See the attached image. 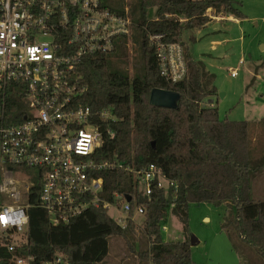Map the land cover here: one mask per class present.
<instances>
[{
  "label": "trees",
  "instance_id": "trees-1",
  "mask_svg": "<svg viewBox=\"0 0 264 264\" xmlns=\"http://www.w3.org/2000/svg\"><path fill=\"white\" fill-rule=\"evenodd\" d=\"M104 5L120 14L126 10L124 5L113 6L112 0L104 1ZM152 9L158 10L154 21L148 17ZM128 10L135 25L132 39L141 52V72L129 76L114 69L110 55L87 58L80 68L87 88L80 104L94 111L111 109L116 118L104 127L115 136L105 138L96 154L98 162L134 163L138 168L154 165L176 184L177 191L171 188L166 193L154 186L150 198L138 194L139 203L146 209L143 226L130 224L123 231L103 209L90 210L68 225L51 228L47 214L36 207V186L31 191L32 207L28 211L30 255L37 262L50 261L60 253L67 256L70 264H100L109 255L110 239L116 237L125 242L138 264H194L189 207L210 204L230 209L222 230L233 246L248 247L264 263V201H255L251 195L252 177L264 172V158L255 157L249 122L221 121L217 108L203 107L205 101L218 95L215 75L203 62L193 59L183 41L186 31L210 23V10L239 19L243 15L232 0H137L129 3ZM149 34L164 35L165 42L183 47L187 76L182 82L169 84L161 76ZM114 56L128 62L126 42ZM155 90L176 94V106L153 105L151 96ZM11 103L17 111L25 110L23 95H15ZM100 176L105 179V198L115 193L135 194L133 176L121 171ZM169 213L181 224L184 241H163L161 228L167 224ZM138 230L146 241L144 248Z\"/></svg>",
  "mask_w": 264,
  "mask_h": 264
},
{
  "label": "built area",
  "instance_id": "built-area-1",
  "mask_svg": "<svg viewBox=\"0 0 264 264\" xmlns=\"http://www.w3.org/2000/svg\"><path fill=\"white\" fill-rule=\"evenodd\" d=\"M134 29L128 9L113 12L104 0H0V264H70L64 254L37 262L29 253L28 211L36 186V207L47 214L51 228L103 209L123 231L130 224L143 226L146 209L138 194L150 198L154 186L177 191L154 165L98 162L105 138L115 136L104 127L116 118L111 109L80 104L87 91L80 73L85 60L113 57L122 44L128 46ZM148 38L161 76L169 84L182 82L187 76L183 47L165 42L164 35ZM231 76L237 78L238 72ZM18 94L23 111L11 103ZM115 171L134 177L133 196H103L100 174Z\"/></svg>",
  "mask_w": 264,
  "mask_h": 264
},
{
  "label": "rangeland",
  "instance_id": "rangeland-1",
  "mask_svg": "<svg viewBox=\"0 0 264 264\" xmlns=\"http://www.w3.org/2000/svg\"><path fill=\"white\" fill-rule=\"evenodd\" d=\"M105 2L110 0H104ZM234 7L243 15V25L246 33L245 43H232L227 48L222 45L213 51L210 39L219 38L221 34L213 28H201L186 31L183 41L187 44L193 59H209L206 65L214 64L209 68L215 75V86L218 95L204 102L205 105L213 102L218 109L221 121L244 122L251 124V139L255 142L254 154L257 160L264 158V0H232ZM137 0H112L113 6L129 9V3ZM157 9L148 12L150 20H156ZM210 12V11H209ZM208 12V15H209ZM212 15H227L216 13ZM181 22L185 19L181 17ZM227 25V23H224ZM231 33L233 26L231 25ZM210 34V35H209ZM128 62H123L113 55L111 64L114 69L133 76L141 72L143 63L139 45L132 38L127 46ZM244 58L245 66L239 70L238 77L232 78L231 72L238 69L240 61ZM257 73V74H255ZM259 76V77H257ZM172 104L177 96L172 95ZM253 148V143H252ZM260 181L259 196H253L255 201H264V174H254L252 180ZM262 192V196H261ZM231 213L226 206L219 208L210 204L190 205L188 225L191 238L197 244L192 247V260L194 264H264L257 254L248 247L233 246L228 234L222 230L224 218ZM113 218V214H110ZM169 216L171 217L170 213ZM171 225L167 231H162L165 243L184 241L181 224L176 218H171ZM138 222H143L138 217ZM163 226H168L164 224ZM139 241L143 248L146 241L137 231ZM100 264H138L128 252L125 242L121 238L110 239V251L106 260Z\"/></svg>",
  "mask_w": 264,
  "mask_h": 264
},
{
  "label": "crops",
  "instance_id": "crops-1",
  "mask_svg": "<svg viewBox=\"0 0 264 264\" xmlns=\"http://www.w3.org/2000/svg\"><path fill=\"white\" fill-rule=\"evenodd\" d=\"M213 11L210 10L209 16L211 18L210 23L206 25L204 28H213V31H218L219 38L210 39V45L213 47V51H216L217 48H221L222 45H225L227 48L229 47V44L232 43H245V36L244 33L245 30L243 29V25L248 21H243L239 18H236L232 15H212ZM224 23H227V25H224ZM231 25L233 26V33H231ZM210 35V34H209ZM264 50V46L262 47ZM244 60V58H242ZM199 61L203 62L207 68V70L210 72L209 68H213L214 64H210L207 66L206 64L210 62L211 60L203 58L202 60L199 59ZM245 61V60H244ZM246 61L243 66H245ZM242 66L238 65V69L236 70L239 73V70ZM234 71V70H233ZM211 73V72H210ZM257 74V73H255ZM232 77V76H231ZM238 77V76H237ZM259 77V76H257ZM213 103V102H212ZM264 174V172H261ZM256 178L255 181L252 180L251 183V195L259 196L260 191V181ZM262 196V192H261ZM259 201V200H258ZM197 244V243H196Z\"/></svg>",
  "mask_w": 264,
  "mask_h": 264
},
{
  "label": "water",
  "instance_id": "water-1",
  "mask_svg": "<svg viewBox=\"0 0 264 264\" xmlns=\"http://www.w3.org/2000/svg\"><path fill=\"white\" fill-rule=\"evenodd\" d=\"M172 95H174L173 93L170 92H166V91H161V90H155L152 93L151 96V103L155 106H159V107H168V108H172L176 106L175 104H172ZM176 95V94H175ZM177 96V95H176ZM178 99V96H177ZM128 202L131 201L130 197H127ZM196 241L195 239L192 237L191 238V247H194L196 245Z\"/></svg>",
  "mask_w": 264,
  "mask_h": 264
}]
</instances>
